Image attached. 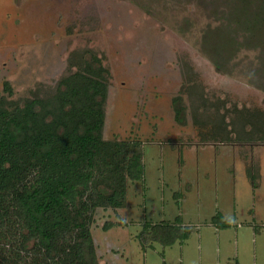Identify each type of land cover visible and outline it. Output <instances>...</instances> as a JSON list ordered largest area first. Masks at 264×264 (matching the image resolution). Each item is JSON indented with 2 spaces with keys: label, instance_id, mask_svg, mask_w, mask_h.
I'll use <instances>...</instances> for the list:
<instances>
[{
  "label": "rangeland",
  "instance_id": "374dc122",
  "mask_svg": "<svg viewBox=\"0 0 264 264\" xmlns=\"http://www.w3.org/2000/svg\"><path fill=\"white\" fill-rule=\"evenodd\" d=\"M238 3L0 0V90L6 81L14 96H23L38 83L54 84L70 69L98 75L109 84L104 137L143 142L144 174L129 183L119 218L110 209L95 214L91 232L101 264H227L238 255L239 264H264L262 221H254L261 225L255 236L236 221L227 231L209 225L220 209L228 216L236 210L239 220L243 209L264 208V179L258 188L263 196L248 185L256 179L257 166L243 172L242 165L230 164L232 171L219 181L215 148L221 145L214 146L217 140L205 144L189 110L180 125L171 108L184 82L181 57L192 65L210 101L264 111V44L243 43V31L231 15ZM223 27L241 33L229 35L240 43L224 46L221 55L211 51L208 34L220 28L226 37L230 30ZM89 54L101 61L105 73L85 68ZM184 100L188 105L187 95ZM180 212L193 226L182 245L148 241L141 249L137 236L146 222L173 221ZM119 219L123 226L102 229L104 222Z\"/></svg>",
  "mask_w": 264,
  "mask_h": 264
},
{
  "label": "trees",
  "instance_id": "16d2710c",
  "mask_svg": "<svg viewBox=\"0 0 264 264\" xmlns=\"http://www.w3.org/2000/svg\"><path fill=\"white\" fill-rule=\"evenodd\" d=\"M232 20L243 31L216 28L212 52L226 53L240 42L264 44V0H238ZM251 4L256 9L250 10ZM224 34H223V33ZM237 35V36H238ZM184 82L171 98L173 119L185 125L187 110L204 141L264 143V111L216 99L210 101L192 65L179 59ZM87 70L105 69L93 54ZM109 84L98 75L70 69L54 84L38 83L14 96L8 82L0 90V264H101L91 232L98 209L126 205L129 183L144 174L142 140L103 135ZM187 95L189 103H185ZM220 228L231 222L216 213ZM106 221L102 229L123 226ZM192 228L174 222H146L137 238L162 247L183 243ZM162 264H165L164 262Z\"/></svg>",
  "mask_w": 264,
  "mask_h": 264
},
{
  "label": "crops",
  "instance_id": "0c3cea01",
  "mask_svg": "<svg viewBox=\"0 0 264 264\" xmlns=\"http://www.w3.org/2000/svg\"><path fill=\"white\" fill-rule=\"evenodd\" d=\"M205 144L210 145L211 143H208V141H207ZM218 145H221V148H215V149H216V153L219 154V156L216 159V162H218L220 165V167L218 169H216V173H217L216 176H218V179L220 178L219 181L224 180L223 176L224 175L227 176L232 171L230 164L238 163V165H242L243 172H246L249 169L252 170L253 169L252 165L254 164L257 166L256 172H255L256 179L249 182L248 185L250 187L252 186V190H256V192L257 191L259 192V193H257L258 196H263V194L258 190V188L260 187V185L262 183V179H264V172H263V170H264V143H260V142H254V143H245V142H243V143H223V142H218L214 146H218ZM201 159H203V158H201ZM221 163L223 164L222 168H221ZM244 166H246V167H244ZM215 174H213V175H215ZM211 176H212V172H211ZM250 183H251V185H250ZM126 202H127V199H126ZM119 210H121V209H119ZM217 212L222 215L223 219H227L231 222V226L229 228H220V227L215 225V223L212 221V218ZM217 212L211 217V220L209 221V225L213 229H219L220 231H227V230L232 228L234 221H236V222H238V225L240 224L241 228L248 229L250 231V233L253 236H255V234L256 235L259 234L260 230H261V228H260L261 225H258V224L254 225L255 219H259L260 222L262 221L263 222L262 226L264 227V218L263 219L261 218V214L264 213V208H261V211L260 210H254L253 208L248 209V210L243 209L239 212L241 214L240 216H242V219H239V220H236V218H237L236 210H233V214L231 216H228V213L225 212V210H223V209H220ZM176 217L180 218L181 224L188 225L191 228L193 227L190 224L185 222V220L183 219V212H180L179 215L175 216L173 221H168V222H174ZM161 221H166V220H161ZM161 221H159V222H161ZM238 225H236V227ZM183 243H181L180 245H182ZM238 257H240V256L238 255ZM238 257H234L235 260L233 259L234 260L233 262L227 261V264H239ZM163 262L166 264L165 260H163Z\"/></svg>",
  "mask_w": 264,
  "mask_h": 264
}]
</instances>
